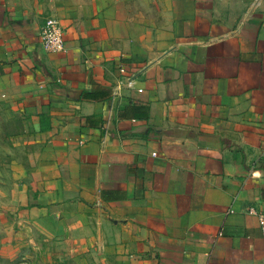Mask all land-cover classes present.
<instances>
[{
    "label": "crops",
    "instance_id": "0c3cea01",
    "mask_svg": "<svg viewBox=\"0 0 264 264\" xmlns=\"http://www.w3.org/2000/svg\"><path fill=\"white\" fill-rule=\"evenodd\" d=\"M0 112L2 263L264 264V0H0Z\"/></svg>",
    "mask_w": 264,
    "mask_h": 264
},
{
    "label": "built area",
    "instance_id": "2783aa9c",
    "mask_svg": "<svg viewBox=\"0 0 264 264\" xmlns=\"http://www.w3.org/2000/svg\"><path fill=\"white\" fill-rule=\"evenodd\" d=\"M39 44L41 49L46 53H60L65 51L64 32L56 19L49 17L44 20L39 32ZM117 72L118 78L111 90L112 97L121 96L124 90H135L138 93L142 92V89L138 86L136 73L127 71L122 65L118 66ZM247 214L256 217L258 228L264 238V212L256 211L254 208H248Z\"/></svg>",
    "mask_w": 264,
    "mask_h": 264
},
{
    "label": "rangeland",
    "instance_id": "374dc122",
    "mask_svg": "<svg viewBox=\"0 0 264 264\" xmlns=\"http://www.w3.org/2000/svg\"><path fill=\"white\" fill-rule=\"evenodd\" d=\"M9 128L10 125H8L5 121L2 120V117L0 115V165L4 168V165L7 164V158H8V152H9ZM3 165V166H2ZM0 264H6L2 263L0 261Z\"/></svg>",
    "mask_w": 264,
    "mask_h": 264
},
{
    "label": "trees",
    "instance_id": "16d2710c",
    "mask_svg": "<svg viewBox=\"0 0 264 264\" xmlns=\"http://www.w3.org/2000/svg\"><path fill=\"white\" fill-rule=\"evenodd\" d=\"M0 115H1V112H0Z\"/></svg>",
    "mask_w": 264,
    "mask_h": 264
}]
</instances>
